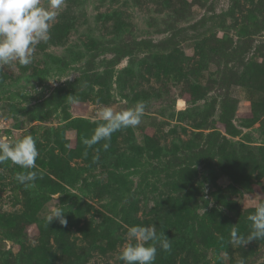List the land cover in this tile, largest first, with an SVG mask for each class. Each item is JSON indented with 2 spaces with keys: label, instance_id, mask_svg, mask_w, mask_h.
Instances as JSON below:
<instances>
[{
  "label": "rangeland",
  "instance_id": "obj_1",
  "mask_svg": "<svg viewBox=\"0 0 264 264\" xmlns=\"http://www.w3.org/2000/svg\"><path fill=\"white\" fill-rule=\"evenodd\" d=\"M176 4L64 0L33 62L0 66V138L30 134L39 151L30 188L0 164V264H124L136 225L170 239L154 264H264V240L211 247L247 236L264 202V0ZM137 101L140 125L85 156L77 129L92 135L99 105Z\"/></svg>",
  "mask_w": 264,
  "mask_h": 264
},
{
  "label": "clouds",
  "instance_id": "obj_2",
  "mask_svg": "<svg viewBox=\"0 0 264 264\" xmlns=\"http://www.w3.org/2000/svg\"><path fill=\"white\" fill-rule=\"evenodd\" d=\"M63 3L64 0H47L45 7L41 0H0V66H10L13 62L21 66L30 65L36 46L50 39L51 24ZM69 98L71 103H79L75 95ZM145 109L144 101H137L134 107L122 111L99 105L95 112L99 123L92 135L82 140L86 149L85 156L87 149L101 141H104L103 149L107 150L113 133L140 125ZM65 147L71 150L72 144L68 143ZM38 156L36 141L30 134L11 143L0 138V164L11 161L27 170L15 176L16 181L26 189L32 187L37 179V172L33 169L36 168ZM98 160L99 155H96L93 162ZM54 217L60 218L62 224L67 223L60 211ZM248 219L251 224L247 236L239 234L235 229L231 232L230 242L233 246H245L253 240H264V202L256 205ZM171 247L170 239L165 233H158L156 225L130 226L127 228L125 243L118 249V259L124 264H154L158 249L170 252ZM237 264H244V260L240 259Z\"/></svg>",
  "mask_w": 264,
  "mask_h": 264
},
{
  "label": "trees",
  "instance_id": "obj_3",
  "mask_svg": "<svg viewBox=\"0 0 264 264\" xmlns=\"http://www.w3.org/2000/svg\"><path fill=\"white\" fill-rule=\"evenodd\" d=\"M169 2H171L172 5H177L176 2H178L180 5H182L185 2V0H169ZM148 125H150L152 128H156L158 126L157 118H155V117L150 118ZM76 128H79V127H76ZM77 131H78L79 140L81 141V144H82V140H83V138H85V132H84V130L81 131L78 129H77ZM260 174H261L260 176H263L264 170H260ZM15 181L16 180H14V182ZM232 193L233 192L230 193V191H229V193L227 195H230ZM210 221L214 227L216 225L215 222L212 219ZM205 229L208 231V237L207 238L209 239L210 238L209 232L211 231V225H206ZM239 234L245 235L243 232H240ZM204 238H205V236H204ZM211 240H215V238L213 237V234L211 236ZM230 241H231V234L228 231L223 230L221 232V238H217V241L212 243L211 247H213L215 249V253H217V254H220V252H222V251H226V252H228L227 254H229L232 251V250L230 251V247H231ZM247 253H250V252L244 251L242 255H246ZM40 264H51V262L43 261V262H40Z\"/></svg>",
  "mask_w": 264,
  "mask_h": 264
}]
</instances>
